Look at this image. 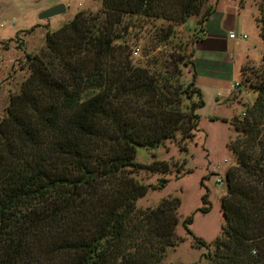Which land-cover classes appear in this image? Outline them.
Segmentation results:
<instances>
[{
	"label": "trees",
	"instance_id": "16d2710c",
	"mask_svg": "<svg viewBox=\"0 0 264 264\" xmlns=\"http://www.w3.org/2000/svg\"><path fill=\"white\" fill-rule=\"evenodd\" d=\"M101 1L98 12H79L22 61L29 75L0 121V264H166L167 251L185 241L177 234L180 199L137 206L169 180L144 186L128 167L170 174L164 161L135 163L138 149L179 139L187 151L195 140L205 107L195 46L214 7ZM256 21L264 42V10ZM130 30L146 39L139 61L127 45ZM247 72L245 65L242 84L258 97L230 123L237 159L226 173L222 233L208 243L191 230L197 213L212 210L203 182L202 207L183 222L207 251L206 264H264V55L254 77Z\"/></svg>",
	"mask_w": 264,
	"mask_h": 264
},
{
	"label": "rangeland",
	"instance_id": "374dc122",
	"mask_svg": "<svg viewBox=\"0 0 264 264\" xmlns=\"http://www.w3.org/2000/svg\"><path fill=\"white\" fill-rule=\"evenodd\" d=\"M246 1L245 15L257 13L256 18L260 19L261 10H264V0ZM80 2L81 0H0V121L6 113L11 94L20 91L22 82L29 75L27 70H23L22 61L25 54L39 53L46 45L47 34L59 30L79 12L96 13L102 8L101 0H86L82 7L79 6ZM58 5H64L66 11L50 19H41L45 11ZM248 19L252 29L247 33L246 41L252 46L250 59L256 62L246 64L248 69L246 77L251 78L261 66L264 44L254 20L250 16ZM158 25L162 23L159 22ZM195 26L196 21L192 19L186 28L194 30ZM146 28L149 30L150 27ZM183 31L187 32L186 29ZM141 33L136 30L127 36L129 50H140V57L132 55L135 61L141 60V56L144 55L146 39L139 38ZM9 40L14 41L10 42V48L5 50V44ZM163 49L171 52L173 47L161 46L157 51ZM242 80L241 73H237L235 81L242 83ZM239 90L244 94L243 99L230 101L226 94L218 96V93L223 91L221 89L213 87L205 89L203 92L205 107L198 111L199 131L195 140L187 144V151L183 149V143L179 139L168 140L155 150L138 149L135 163L146 166L154 161H164L171 168L170 174H154L145 169L128 167L132 172L128 174L144 186H157L159 180L163 178L169 180L164 189L151 188L149 193L138 201V208L154 209L168 198L181 200L177 234L185 241L167 251L166 264H206V260L201 261V258L207 251L194 246L192 237L183 226L184 220L202 207V196L206 192L202 182L209 190L212 210L208 214L197 213L191 230L208 243L216 240L222 233L225 218L221 199L227 193L226 173L236 165L237 159L228 148V144L236 137L230 123L234 118L242 116L246 105L254 104L258 97V93L244 83ZM217 99H220L219 104ZM214 118L219 120H213ZM218 180L222 183L219 184Z\"/></svg>",
	"mask_w": 264,
	"mask_h": 264
},
{
	"label": "crops",
	"instance_id": "0c3cea01",
	"mask_svg": "<svg viewBox=\"0 0 264 264\" xmlns=\"http://www.w3.org/2000/svg\"><path fill=\"white\" fill-rule=\"evenodd\" d=\"M211 5L214 13L198 32L199 39L195 46L198 71L196 83L202 92L213 87L223 90L218 93L219 97L226 94L230 101H241L244 94L239 88L242 83L235 81L236 74H240L249 62L256 63L250 59L252 46L246 39L252 29L249 16L260 31L257 13L245 15L246 0L244 5H241L240 0H212ZM232 32L235 34L234 39L230 38ZM237 84L239 87H236ZM217 103H220V99H217Z\"/></svg>",
	"mask_w": 264,
	"mask_h": 264
},
{
	"label": "water",
	"instance_id": "95a60500",
	"mask_svg": "<svg viewBox=\"0 0 264 264\" xmlns=\"http://www.w3.org/2000/svg\"><path fill=\"white\" fill-rule=\"evenodd\" d=\"M66 11V7L64 5H58L55 6L47 11H45L42 15H41V19H50L54 16H57L59 14H62L63 12Z\"/></svg>",
	"mask_w": 264,
	"mask_h": 264
},
{
	"label": "built area",
	"instance_id": "2783aa9c",
	"mask_svg": "<svg viewBox=\"0 0 264 264\" xmlns=\"http://www.w3.org/2000/svg\"><path fill=\"white\" fill-rule=\"evenodd\" d=\"M85 1H86V0H81V2L79 3V6L82 7V6H83V3H84ZM230 38H231V39H234V38H235V34H234L233 32L230 33ZM132 54H133L134 57H140V55H141V54H140V50H138V49L133 50ZM236 87H239V84H237ZM218 183L221 184L222 181H221V180H218Z\"/></svg>",
	"mask_w": 264,
	"mask_h": 264
}]
</instances>
